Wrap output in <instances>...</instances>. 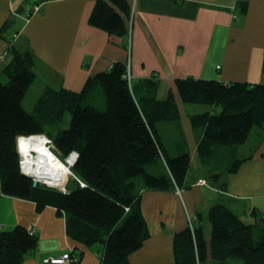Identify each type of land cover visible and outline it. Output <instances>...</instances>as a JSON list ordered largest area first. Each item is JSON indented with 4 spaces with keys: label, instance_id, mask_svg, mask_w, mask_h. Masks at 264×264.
Here are the masks:
<instances>
[{
    "label": "trees",
    "instance_id": "1",
    "mask_svg": "<svg viewBox=\"0 0 264 264\" xmlns=\"http://www.w3.org/2000/svg\"><path fill=\"white\" fill-rule=\"evenodd\" d=\"M246 6L241 5L243 12ZM132 8L133 0H97L89 24L127 39ZM8 53L0 73V196L34 201L38 211L57 208L66 217L69 238L89 248L103 247L102 264H131L130 256L150 236L143 192L182 189L191 168L190 152L171 156L157 127L161 122L181 127L175 92L169 89L160 98L156 77L141 83L144 91L134 90L127 78L128 62H117L89 77L81 91L48 87L30 113L23 100L36 80L38 61L14 42ZM2 74L8 76L7 83ZM174 86L184 104L212 108L190 119L194 132L201 135L198 150L204 162L216 149L237 148L254 128H264V84L188 78L176 79ZM99 96L103 108L96 106ZM67 112L72 114L68 129L56 135L45 130L46 124L62 122ZM33 135L49 137L65 159L77 152L71 171L84 186L73 178L66 191L34 186L20 169L17 145L19 137ZM242 162L232 160L227 171H238ZM212 178L214 185L226 190L221 175ZM263 221L243 220L224 203L213 205L208 211L209 235L201 213L193 217L192 226L175 235L172 264H227L230 259L264 264ZM38 239L24 226L2 232L0 264H23L36 252ZM70 253L80 259L75 250Z\"/></svg>",
    "mask_w": 264,
    "mask_h": 264
},
{
    "label": "crops",
    "instance_id": "2",
    "mask_svg": "<svg viewBox=\"0 0 264 264\" xmlns=\"http://www.w3.org/2000/svg\"><path fill=\"white\" fill-rule=\"evenodd\" d=\"M96 2L40 0L30 7L22 3L15 7L14 0H0V73L14 42L36 57V80L48 81L44 90L62 86L78 92L89 77L117 62H128L135 86L156 77L160 98L169 89L175 92L181 133L176 149L165 145L171 156L189 151L191 168L181 195L177 189L143 192L142 211L150 236L130 256L131 264H172L175 235L199 213L209 235L208 211L219 203L243 220L263 221L264 128H254L237 148L216 149L204 162L198 150L201 135L194 132L190 120L200 108L185 106L174 81L264 84V0H136L127 39L89 24ZM35 6L40 10L27 17ZM167 124L161 122L160 127ZM234 159L243 162L230 173L228 164ZM215 175H221L226 190L213 184ZM17 226L34 230L39 238L36 252L23 264H46V258L71 250L80 255L79 264H102L103 247L89 248L69 238L66 217L57 208L38 211L34 201L1 195L0 234Z\"/></svg>",
    "mask_w": 264,
    "mask_h": 264
},
{
    "label": "rangeland",
    "instance_id": "3",
    "mask_svg": "<svg viewBox=\"0 0 264 264\" xmlns=\"http://www.w3.org/2000/svg\"><path fill=\"white\" fill-rule=\"evenodd\" d=\"M39 1L40 0H14V2H15L14 6L16 7L17 5L22 3V4H27V6L30 7V6L37 4V2H39ZM10 34H12V33H10ZM7 54H8V52H7ZM5 65H6V63H3V68ZM130 70H131V67H130ZM1 80L3 82L7 83L9 78L6 74H2ZM46 84H48V81L41 78V79H37L34 82V84L31 86V88L28 91L25 99L23 100V106L28 112H30V113L35 112L38 100H39L40 96L45 92L44 88H45ZM130 84H131V86H134L133 88H134V90H136L135 89V88H137V86H135L136 81L131 78ZM142 85L143 84L139 85L138 88L141 91H144L143 87H141ZM101 97L102 96L98 97V103L96 104V106H98L99 108H103V104L101 103L103 100ZM180 99H181V96H180ZM185 106L188 107V109H190V107L200 108V110L197 111L199 113L205 112L203 107H209V106H203V105H188V104H185ZM71 118H72V114L70 112H67L62 122L55 123L54 125L46 124L45 130L47 132H50L52 135H56L60 130L68 129L70 127ZM157 127H158L162 137L164 138L165 143L167 145H169L170 147H173L176 149L177 148L176 142H177V139L181 133V130L178 127V125L174 122H171V123L167 124L166 127H164V126L160 127V123H158ZM54 152L59 156V158L61 160H64L66 162V159L63 156H60V154H61L60 152L59 153H58V151H54ZM69 170H68L69 173L68 172H66V173L65 172H59V174L57 175V178H58V176L60 174H62V176H60L62 178V180L60 182L59 187L63 188L64 185L69 181L70 178L75 179L73 176L70 175L71 170L70 171ZM148 170H150V167L148 168ZM139 178L142 179L141 177H139ZM188 224H189V219H188ZM97 247H102V246L97 245ZM227 264H243V262L241 260H238V259H230Z\"/></svg>",
    "mask_w": 264,
    "mask_h": 264
},
{
    "label": "bare ground",
    "instance_id": "4",
    "mask_svg": "<svg viewBox=\"0 0 264 264\" xmlns=\"http://www.w3.org/2000/svg\"><path fill=\"white\" fill-rule=\"evenodd\" d=\"M41 140L43 139L32 138L21 140V151L27 155L30 151H32L34 156L33 158L28 157L29 167L27 171L38 180L45 181L48 184L51 183L50 185L59 187L60 183L56 185L57 175L59 172H68L69 167L59 161L55 155L44 146V141ZM73 159L74 158H70V162L72 164L74 162Z\"/></svg>",
    "mask_w": 264,
    "mask_h": 264
},
{
    "label": "built area",
    "instance_id": "5",
    "mask_svg": "<svg viewBox=\"0 0 264 264\" xmlns=\"http://www.w3.org/2000/svg\"><path fill=\"white\" fill-rule=\"evenodd\" d=\"M135 4H136V0H133V8H132V12H134L135 10ZM40 10V6H35L33 7V9L31 11H29L27 13V17H31L32 15H34L35 13H37L38 11ZM7 54L3 55L2 58H4ZM127 78L129 81H131V72H130V64L128 63V73H127ZM32 138H42L43 140L41 141H44V146L49 150L51 151V153H53L55 155V157L59 160V161H62L59 156L54 152V151H57L56 149V146L55 144L53 143V141L47 137L46 135H33V136H21L18 138L17 140V145H18V152L21 156V159H20V169L22 171L23 174H26V175H30L32 176L31 174L28 173V167H29V162H28V157H31L33 158V152L30 151L29 154L27 155L26 153L24 154V152L21 151V148H20V143H21V140L22 139H32ZM77 156H78V153L77 152H73L67 159H66V162L63 163L66 164L69 169L71 170V167H73V164L74 162L76 161L77 159ZM70 158H74V162L73 164L70 162ZM70 175L73 176L75 179H77L79 181V179L73 174V172L71 171L70 172ZM33 181L34 180H37L38 183L40 184H43V185H46L48 187H52V188H59L57 186H54V185H50L48 183H46L45 181H40L38 180L36 177L32 176L31 178ZM83 186L84 184L79 181ZM66 185V184H65ZM65 185L63 188H59L60 190L62 191H66V188H65ZM177 192L179 195L182 194V191L181 189H177ZM189 225L192 226L193 225V217H189ZM35 231L33 230V233ZM71 251L69 252H66L64 254H62L61 256L59 257H48L44 260V262L46 264H79L80 263V259L78 256H73L71 255L70 253Z\"/></svg>",
    "mask_w": 264,
    "mask_h": 264
},
{
    "label": "water",
    "instance_id": "6",
    "mask_svg": "<svg viewBox=\"0 0 264 264\" xmlns=\"http://www.w3.org/2000/svg\"><path fill=\"white\" fill-rule=\"evenodd\" d=\"M78 157H79V155L77 156V159H78ZM77 159H76V161H77ZM76 161L74 162V164L76 163ZM74 164H73V166H74ZM24 175H26V174H24ZM26 176L32 178V176H30V175H26ZM38 184H39L38 181L34 180V186H37Z\"/></svg>",
    "mask_w": 264,
    "mask_h": 264
},
{
    "label": "flooded vegetation",
    "instance_id": "7",
    "mask_svg": "<svg viewBox=\"0 0 264 264\" xmlns=\"http://www.w3.org/2000/svg\"><path fill=\"white\" fill-rule=\"evenodd\" d=\"M62 162V161H61Z\"/></svg>",
    "mask_w": 264,
    "mask_h": 264
}]
</instances>
